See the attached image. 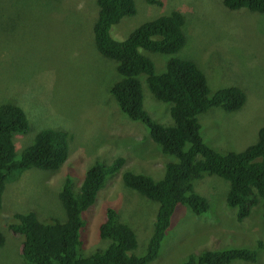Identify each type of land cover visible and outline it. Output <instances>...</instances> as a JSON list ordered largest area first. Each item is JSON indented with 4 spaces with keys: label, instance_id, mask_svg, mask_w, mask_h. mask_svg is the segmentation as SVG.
Listing matches in <instances>:
<instances>
[{
    "label": "rangeland",
    "instance_id": "obj_1",
    "mask_svg": "<svg viewBox=\"0 0 264 264\" xmlns=\"http://www.w3.org/2000/svg\"><path fill=\"white\" fill-rule=\"evenodd\" d=\"M170 2L177 5L173 8H190L186 43L177 54L202 61L211 92L235 83L246 94L237 111L210 108L198 115L202 137L221 151L241 150L257 140L258 129L264 125V14L229 10L222 0H195L188 5L185 0ZM135 3L137 13L111 27L115 39L125 37L137 18L146 20L145 12L156 10L144 0ZM96 11L95 0H0V99L17 100L29 120V129L13 136L17 154L45 126L71 134L67 158L58 169L31 167L6 184L0 209V231L5 237L0 264H27L20 254L22 238L6 228L14 219L13 213L33 210L39 219L63 220L65 211L58 192L65 177L78 188L90 164L110 163L117 156L123 157L125 164L98 190L85 219L96 221L104 209L113 208L136 233L137 246L130 252L136 255L144 253L152 234L158 203L123 186L121 173L124 169L136 173L151 170L152 175H159L163 161L171 156L162 153L147 127L123 113L109 93L110 85L120 76L115 61L102 56L94 45ZM146 55L157 72L164 70V56L168 55ZM217 65L221 75L207 73ZM142 92L150 117L172 124L170 103L154 98L145 82ZM162 175L163 171L152 177ZM224 187L216 175L193 182V189L206 197L209 208L196 215L189 206H178L158 256L148 264H182L189 254L204 249L249 246L259 240L263 245L255 261L232 264H264L261 205L253 207L245 222L236 223V209L227 206ZM96 234V229L85 228L83 252L106 245V240L99 244Z\"/></svg>",
    "mask_w": 264,
    "mask_h": 264
},
{
    "label": "trees",
    "instance_id": "obj_2",
    "mask_svg": "<svg viewBox=\"0 0 264 264\" xmlns=\"http://www.w3.org/2000/svg\"><path fill=\"white\" fill-rule=\"evenodd\" d=\"M144 1L156 10L145 12L146 20L137 18V24L118 40L110 29L124 17L137 13L135 0H95L97 11L92 31L96 49L116 63L120 78L110 85L109 93L118 108L130 119L141 121L162 153L172 158L163 161L159 175H152L151 170L136 173L124 169L121 173L123 186L158 203L146 249L141 255L130 253L137 246L136 233L111 207L99 213L96 221L85 219V211L95 201L98 190L125 164L124 158L117 156L110 163L90 164L78 188H73L71 179L65 177L58 192L65 211L63 220L39 219L33 210L13 213L14 219L6 228L22 238L20 254L27 264H148L158 256L171 216L178 206L187 205L196 215L209 208L206 197L193 189V182L204 176L216 175L223 180L226 204L236 209V223L245 222L257 205H261L264 219V125L258 129L257 140L238 151L227 148L221 151L206 143L198 115L210 108L228 113L239 110L246 100L245 91L239 84L231 83L211 92L202 61L195 62L177 54L186 43V15L173 8L177 5L170 0ZM193 1L185 0L187 5ZM222 3L229 10L247 9L264 14V0H222ZM261 32L264 43V29ZM145 53L168 55L164 56V70L157 72L153 60ZM218 69V65L212 66L207 73L221 75ZM143 82L154 98L170 103L172 124L156 122L146 112ZM16 101L0 99V209L5 184L31 167L58 169L67 158L71 136L59 127L45 126L17 154L13 136L25 133L29 120L22 104ZM162 171L160 178L152 177H159ZM86 227L96 229L99 244L106 240V245L83 252ZM4 240L0 231V248ZM261 242L204 249L189 254L182 264L253 262L258 257V248L263 245Z\"/></svg>",
    "mask_w": 264,
    "mask_h": 264
},
{
    "label": "clouds",
    "instance_id": "obj_3",
    "mask_svg": "<svg viewBox=\"0 0 264 264\" xmlns=\"http://www.w3.org/2000/svg\"><path fill=\"white\" fill-rule=\"evenodd\" d=\"M157 8H160V7L157 6ZM176 9H179V10L183 11V13L186 12V13H184V14H185L186 16L188 15V13H187V10H188V9H187V10H186V9L183 10V8H176ZM161 13H162V10L160 9V14H161ZM189 18H190V17H189ZM190 22H191V21H190ZM186 26H187V25H186V19H185L184 28H185ZM14 143H15V142H14ZM15 179H16V178H15ZM9 182H10V181H9ZM9 182H7V183H9ZM7 183H6V184H7ZM6 184H5V186H6ZM4 189H5V188H4ZM3 192H4V190H3ZM2 194H3V193H2Z\"/></svg>",
    "mask_w": 264,
    "mask_h": 264
}]
</instances>
